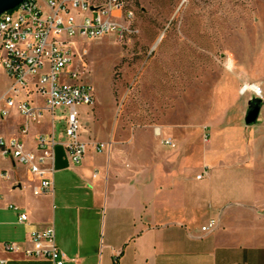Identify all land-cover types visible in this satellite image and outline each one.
Returning a JSON list of instances; mask_svg holds the SVG:
<instances>
[{
    "label": "crops",
    "instance_id": "0c3cea01",
    "mask_svg": "<svg viewBox=\"0 0 264 264\" xmlns=\"http://www.w3.org/2000/svg\"><path fill=\"white\" fill-rule=\"evenodd\" d=\"M11 88L0 68V109ZM24 100L44 106L23 92L0 118V137L36 152L37 136L56 135L55 122L46 112L21 135L25 120L16 106ZM190 131L181 138L172 131V138L158 129L152 140L98 133L86 142L84 162L56 170L52 192L39 196V177L0 155V171L8 174L0 179V243L29 249L33 232L53 228L63 264H264V183L258 156L249 153V130L211 121L204 145ZM168 138L173 146L163 143ZM22 213L26 223H20ZM211 222L215 227L203 231ZM0 253L7 264H54L3 248Z\"/></svg>",
    "mask_w": 264,
    "mask_h": 264
},
{
    "label": "rangeland",
    "instance_id": "374dc122",
    "mask_svg": "<svg viewBox=\"0 0 264 264\" xmlns=\"http://www.w3.org/2000/svg\"><path fill=\"white\" fill-rule=\"evenodd\" d=\"M121 1L123 14H132L121 40L74 43V67L95 95L94 106L77 107L80 141L110 131L152 140L158 129L181 138L190 129L204 145L211 121L241 126L264 183V0ZM256 99L259 121L247 127ZM63 112L56 111L58 142L66 141Z\"/></svg>",
    "mask_w": 264,
    "mask_h": 264
},
{
    "label": "built area",
    "instance_id": "2783aa9c",
    "mask_svg": "<svg viewBox=\"0 0 264 264\" xmlns=\"http://www.w3.org/2000/svg\"><path fill=\"white\" fill-rule=\"evenodd\" d=\"M40 2L45 3L47 10ZM123 12L121 0H25L0 17V68L11 79L13 94L6 99L5 108L0 109V118L9 115L16 97L23 92L26 96L37 95L44 106H36L28 100L17 103V111L25 120L21 135H27L29 125L39 123L46 112L54 124L56 111L64 109L65 142H57L54 133L39 135L36 152H29L21 141L0 137V155L11 157L31 175L39 177L40 185L35 188V195L52 192L57 146L63 147L69 166L81 165L87 154L88 144L79 139L81 127L77 107L94 106L95 95L93 87L83 82L84 70L74 67L75 40H95L112 34L121 40L132 24V14ZM163 143L173 146L171 138ZM104 148L105 144L96 145L97 151ZM205 175L203 172L198 179ZM0 179L7 180V172L0 171ZM19 220L26 223L27 214L22 213ZM214 227L211 222L202 230L206 232ZM30 243L31 248L24 250L15 243H0V248L10 253L22 252L27 258L64 263L65 255L56 247L53 228L33 232ZM7 263L0 253V264Z\"/></svg>",
    "mask_w": 264,
    "mask_h": 264
},
{
    "label": "water",
    "instance_id": "95a60500",
    "mask_svg": "<svg viewBox=\"0 0 264 264\" xmlns=\"http://www.w3.org/2000/svg\"><path fill=\"white\" fill-rule=\"evenodd\" d=\"M25 0H0V17L10 11L18 8ZM262 109V100L256 99L252 102L246 116L245 125L247 127H252L256 125L259 121V116ZM64 149L62 146H57L55 148V169L61 170L67 168L68 162L64 159Z\"/></svg>",
    "mask_w": 264,
    "mask_h": 264
}]
</instances>
